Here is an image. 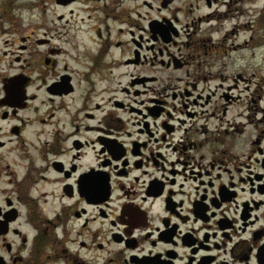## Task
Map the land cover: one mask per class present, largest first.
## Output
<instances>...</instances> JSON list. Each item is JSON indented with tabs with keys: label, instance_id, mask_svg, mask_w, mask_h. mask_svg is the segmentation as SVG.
<instances>
[{
	"label": "flooded vegetation",
	"instance_id": "1",
	"mask_svg": "<svg viewBox=\"0 0 264 264\" xmlns=\"http://www.w3.org/2000/svg\"><path fill=\"white\" fill-rule=\"evenodd\" d=\"M219 6L0 0V264H264V97L230 116L202 72Z\"/></svg>",
	"mask_w": 264,
	"mask_h": 264
},
{
	"label": "rangeland",
	"instance_id": "2",
	"mask_svg": "<svg viewBox=\"0 0 264 264\" xmlns=\"http://www.w3.org/2000/svg\"><path fill=\"white\" fill-rule=\"evenodd\" d=\"M226 1L229 8H212V11L218 10L219 14L226 11V18L209 22L203 19L198 34L207 40L209 48L208 56L202 57L208 65L203 63L201 69L215 78L210 87L218 85L219 94L225 92L226 95L240 98L230 107L231 116L245 109L244 101L250 94L264 97V47L255 46L264 42V21L260 17L264 0ZM200 14L204 16L212 12L202 7ZM220 77L223 81H220ZM234 80L238 81L237 88L228 91V87L234 88L236 85Z\"/></svg>",
	"mask_w": 264,
	"mask_h": 264
}]
</instances>
